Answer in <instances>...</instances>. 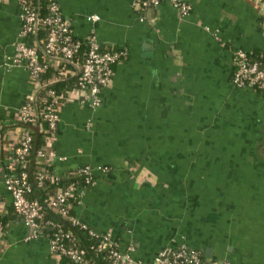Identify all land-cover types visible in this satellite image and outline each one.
Returning <instances> with one entry per match:
<instances>
[{"label": "crops", "instance_id": "0c3cea01", "mask_svg": "<svg viewBox=\"0 0 264 264\" xmlns=\"http://www.w3.org/2000/svg\"><path fill=\"white\" fill-rule=\"evenodd\" d=\"M134 0H58L74 33L123 46L101 102L77 94L61 108L51 141L57 172L97 174L75 207L79 220L119 237L149 264L164 246L198 249L206 264H264V96L230 79L232 52L264 51L255 0L170 1L139 13ZM100 18L91 22L89 13ZM17 0H0V117L16 116L33 88L11 64ZM18 126L0 130V264H58L47 236L12 211L3 174ZM107 165L108 174L97 171Z\"/></svg>", "mask_w": 264, "mask_h": 264}, {"label": "built area", "instance_id": "2783aa9c", "mask_svg": "<svg viewBox=\"0 0 264 264\" xmlns=\"http://www.w3.org/2000/svg\"><path fill=\"white\" fill-rule=\"evenodd\" d=\"M162 0H134L133 5H136L139 13L151 10ZM177 7L180 15H185L189 11V5L183 0H168ZM259 6V13H264V0H255ZM20 7V29L15 42L13 43V53L9 56L11 64L24 66L29 75L32 78L33 85L38 82L39 74L46 66V63L40 62L36 53V41L30 42L28 33L35 31L37 27L47 29L46 37V49L47 51H58L62 57L70 58L73 56L79 43L71 39V32L73 31L71 22L65 18L61 12L58 0H49L47 7L49 13L44 16H38L36 7L32 3V0H17ZM86 18L91 21H97L100 16L98 13H89ZM88 38V47L82 64L79 66V81L78 87L71 91L69 99L75 97L77 94L83 95V98H90L92 100V106L99 105L101 102L100 92L103 87L110 84L113 78L112 63L121 57L125 58L126 53L124 50H102L99 45V39L96 34L91 30L84 35ZM239 56L244 57L245 52L240 48L236 49ZM231 81L238 87H252L256 83L259 87L261 94L264 96V71L257 67L255 63L247 64L242 63L236 73L231 75ZM47 94H53V90L49 89ZM46 111L43 115L49 122L50 127H54L59 122L60 113L56 112L51 104L46 105ZM34 107L29 101H24L18 106L17 113L20 118L25 120L33 119ZM19 138V137H18ZM31 140V135L28 131L24 130L20 137L19 144L15 148L11 149L8 154V162L6 165V171L3 174L4 185L6 189L11 193L12 206L16 213H18L28 226L29 231L26 235V239L35 238L39 234H43L39 230V204L37 200L28 198L27 192L30 190V183L27 179L26 172L19 169V163L23 165V158L26 154ZM38 156L48 157L52 162L59 156L55 154V151L38 152ZM59 158H64L60 156ZM75 168V167H74ZM97 171L106 173L109 171L107 165H98ZM83 172L94 173L92 168L86 164L79 169ZM44 175L41 171H38V177ZM89 175V174H88ZM90 180V175L86 179ZM84 186L76 184L69 185L64 192H59L55 195L52 204L57 206L60 212H65L62 202L66 194H75L79 199L82 196ZM73 223H79L81 226L86 227L88 232L95 235L98 239L97 250L98 252L108 251L112 257V264H144L134 259L131 255L130 248L127 250L119 249L118 243L109 231H97L92 227L81 222L77 215L70 216ZM60 236H68V233L64 234L62 230L53 238H49L50 250L53 253L57 249L63 253H67L72 259L78 261V264H86L83 261V250L78 247H66L59 242ZM57 258V257H56ZM58 261V258H57ZM185 262L187 264H206L203 262L201 252L191 246L184 243L171 244L162 247L154 256L149 264H173ZM87 264H92L87 263Z\"/></svg>", "mask_w": 264, "mask_h": 264}, {"label": "trees", "instance_id": "16d2710c", "mask_svg": "<svg viewBox=\"0 0 264 264\" xmlns=\"http://www.w3.org/2000/svg\"><path fill=\"white\" fill-rule=\"evenodd\" d=\"M48 2L49 0H32L39 17L49 13ZM259 17L264 21V13L260 14ZM46 37L47 29L42 27H37L35 31L28 33L30 42L36 41L35 48L40 62L46 63L44 70L39 74L38 82L33 85L31 92L25 97V101H29L34 107L33 119L25 120L16 115L13 119L4 121L0 117V130L6 125L18 126L19 138L11 149L19 144L24 130L28 131L31 135L30 146L22 160L23 165L19 163V169L26 172L30 183V190L27 192L28 198L37 200L39 204V230L48 239L53 238L59 232V229L64 234L68 233V236H60L59 242L66 247H78L82 249L83 261L86 264L90 262L92 264H112V257L108 251L103 253L98 252L97 237L90 234L86 227L72 222L70 216L76 215L75 207L78 204L79 198L75 194H66L62 202L65 212H60L57 209L58 207L52 204L55 195L59 192H64L71 184L84 186L85 188L92 186L97 178V174L79 170L86 164H79L75 168L57 172L49 157V161H47L45 156H38L39 151L43 153L53 151L51 141L58 128V123L54 127H50L48 120L43 116L47 109L46 105L51 104V107L60 113L63 105L69 100L71 91L78 87L79 66L84 60L88 47V38L71 32V39L77 41L79 46L73 56L67 59L62 57L58 51H47L45 45ZM99 45L102 50L119 51L125 49L126 53L124 57H127V50L123 46L101 41ZM241 49L245 52L244 57L239 56L235 50L232 52L230 79L231 75L238 71L242 63H255L258 68L264 71V51L243 47ZM121 57H117L112 63L111 67L113 71L116 64L121 60ZM252 88L260 92L256 83L252 85ZM49 89L53 90V94L46 93ZM38 171H41L44 175L38 177ZM88 174L90 175V180L87 182ZM12 211L16 213L13 208ZM0 221L5 222L6 217L3 216L0 218ZM112 236L115 243H118L119 237L114 233H112ZM53 254L58 258V264H78V261L72 259L67 253H63L59 249L54 251ZM203 262L205 263L204 260ZM173 264L187 263L179 262Z\"/></svg>", "mask_w": 264, "mask_h": 264}]
</instances>
